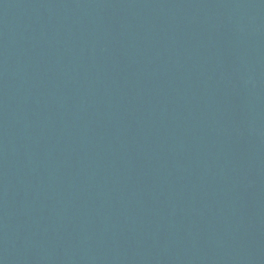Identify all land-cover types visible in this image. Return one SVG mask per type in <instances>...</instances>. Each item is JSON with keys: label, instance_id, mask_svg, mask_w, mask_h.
I'll use <instances>...</instances> for the list:
<instances>
[{"label": "water", "instance_id": "95a60500", "mask_svg": "<svg viewBox=\"0 0 264 264\" xmlns=\"http://www.w3.org/2000/svg\"><path fill=\"white\" fill-rule=\"evenodd\" d=\"M0 264H264V0H0Z\"/></svg>", "mask_w": 264, "mask_h": 264}]
</instances>
